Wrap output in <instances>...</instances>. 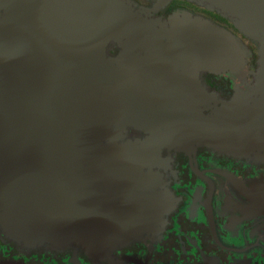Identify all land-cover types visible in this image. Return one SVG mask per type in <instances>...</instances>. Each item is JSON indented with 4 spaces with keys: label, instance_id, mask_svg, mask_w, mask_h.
<instances>
[{
    "label": "water",
    "instance_id": "water-1",
    "mask_svg": "<svg viewBox=\"0 0 264 264\" xmlns=\"http://www.w3.org/2000/svg\"><path fill=\"white\" fill-rule=\"evenodd\" d=\"M153 1L140 11L126 0H0L6 238L106 255L126 232L138 237L150 223L151 169L163 149L264 155V0H187L258 45L251 89L229 101L208 92L200 74L246 67L236 37L188 12L152 17L171 0ZM110 42L120 48L114 57L105 53ZM128 126L147 136L120 143Z\"/></svg>",
    "mask_w": 264,
    "mask_h": 264
},
{
    "label": "flooded vegetation",
    "instance_id": "flooded-vegetation-1",
    "mask_svg": "<svg viewBox=\"0 0 264 264\" xmlns=\"http://www.w3.org/2000/svg\"><path fill=\"white\" fill-rule=\"evenodd\" d=\"M152 5L154 1L140 11ZM166 8L152 17L166 20L175 12H188L212 22L218 16L216 11L187 0L174 10ZM227 30L247 53L246 62L251 48L256 46L258 53L256 42L233 26ZM119 51V46L110 42L105 53L114 57ZM249 70L251 75L255 71ZM228 75L203 72L200 81L219 101H229L236 90L251 89L253 76L250 86L243 88V74L234 78ZM120 135L122 143L141 140L147 133L128 126ZM261 157H236L207 146L189 153L163 149L162 160L151 169L155 176L150 223L138 237L126 232L128 238L108 254L93 256L74 243L60 248L50 244L25 248L0 234V240L8 244L5 256L24 264H264V155ZM140 193V189H133L137 202ZM137 226L141 227L140 221Z\"/></svg>",
    "mask_w": 264,
    "mask_h": 264
},
{
    "label": "trees",
    "instance_id": "trees-1",
    "mask_svg": "<svg viewBox=\"0 0 264 264\" xmlns=\"http://www.w3.org/2000/svg\"><path fill=\"white\" fill-rule=\"evenodd\" d=\"M152 1L153 0H150V1H147V2H146V0H131L130 3L136 9H141V8L148 7V5H150L152 3ZM183 1H186V0H171L167 4V8L166 9H169V11L174 10L176 7L181 6L183 4ZM217 15L218 16H215L214 19L212 20V23H214L217 26L223 27L225 29H227L229 26H233L231 20H229L227 18H224V17H222L219 14H217ZM233 28L243 36V34L239 30H237L234 26H233ZM247 66L251 70H256V68L258 66V53H257V47L256 46L254 48H251L250 57H249V59L247 61ZM213 77L215 78V76H213ZM0 234H1V236L4 235V233H3L1 228H0ZM7 241H11V240L8 239ZM11 242L15 243L13 241H11ZM6 247H8V244L6 242H3L2 240H0V262L1 261H6V260H12L8 256H5L4 250H5ZM14 261H17V260L14 259Z\"/></svg>",
    "mask_w": 264,
    "mask_h": 264
},
{
    "label": "rangeland",
    "instance_id": "rangeland-1",
    "mask_svg": "<svg viewBox=\"0 0 264 264\" xmlns=\"http://www.w3.org/2000/svg\"><path fill=\"white\" fill-rule=\"evenodd\" d=\"M126 1H128V2H130L131 0H126ZM243 74V76H244V80H243V88H244V86L245 87H249L250 86V84H251V82L253 81V80H251V78H250V76H252L251 75V72H250V70L249 69H247V67H245L240 73H238V74H235L236 76H239V75H242ZM228 76H230V77H232V78H234L235 76L234 75H232V74H229ZM235 86H240L238 83H233ZM242 86V85H241ZM242 88V87H241ZM242 88V89H243Z\"/></svg>",
    "mask_w": 264,
    "mask_h": 264
}]
</instances>
